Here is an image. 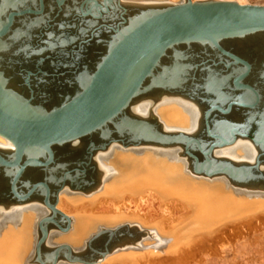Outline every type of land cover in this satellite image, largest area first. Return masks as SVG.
<instances>
[{
  "label": "water",
  "instance_id": "1",
  "mask_svg": "<svg viewBox=\"0 0 264 264\" xmlns=\"http://www.w3.org/2000/svg\"><path fill=\"white\" fill-rule=\"evenodd\" d=\"M31 1L4 0L0 11V48H10L1 39H11L15 18H35L33 24L16 23L24 35L20 38H31L33 44L17 39L13 54L1 58L0 136L15 151L5 154L12 161L0 158L10 175V195L0 196V203L45 205L32 264H96L131 241L136 247L152 235L122 225L100 229L82 247L49 242L50 234L72 227V219L57 208L60 193L68 189L89 194L102 186L100 174H93L91 156L74 170L56 169L53 149L77 140L88 141L91 151H105L113 143L125 148L176 143L194 159V172L225 175L240 189L264 194V5L233 0H53L47 10L43 0L36 8L38 3ZM59 16L67 17L55 23L62 32L50 34ZM80 51L85 53L78 55ZM178 61L183 66L174 65ZM67 66L81 74L63 77ZM145 92L158 98L174 92L191 100L200 111L199 129L191 135L170 134L161 129L156 115L147 120L128 115L131 102ZM215 110L240 114L241 122L213 124ZM238 137L254 146L253 162L212 157ZM26 154L31 159L21 162ZM45 154L48 159L40 161ZM41 168L48 172L42 181L34 178L18 191L24 176L35 177ZM52 180H57L55 188Z\"/></svg>",
  "mask_w": 264,
  "mask_h": 264
},
{
  "label": "bare ground",
  "instance_id": "2",
  "mask_svg": "<svg viewBox=\"0 0 264 264\" xmlns=\"http://www.w3.org/2000/svg\"><path fill=\"white\" fill-rule=\"evenodd\" d=\"M233 1L247 4L246 0ZM4 7V0H0V11ZM176 64L177 62L174 65ZM127 113L130 116H144L146 120L156 115L160 120L161 129L170 134L183 132L191 135L200 126V111L196 104L174 92L160 94V98L156 94L145 92L131 102ZM84 143L85 140H77L66 144L65 150L59 151H62L61 155L71 149L73 152V149ZM0 148L13 149V145L0 136ZM214 153L215 157L227 161L251 162L255 148L251 142L238 137L234 143L218 148ZM92 161L93 174H100L102 186L89 194L73 192L76 196H81L73 197L74 199L65 196L71 195L68 189L59 195L57 208L72 219V226L73 217L78 218L75 234L79 238L73 242V246H78L88 229L103 218L116 221L129 218L145 224L153 223L160 233L179 236V243H182H175L169 250L165 251L168 249L166 248L164 253L160 251V255L156 252L136 254L127 251L130 249L127 247L124 250L119 249L126 252L118 254V257H114V252L96 264H181L186 250L195 253L199 249H218L227 231L250 229L264 224V194L254 193L259 195L255 197L251 194L253 192H245L246 196H242L241 191L246 190L229 188L231 185L226 181L225 175L209 176L203 172H194V159L186 155L179 144L125 148L113 143L105 151H95ZM55 167L58 170L60 168ZM108 181L112 182L107 183ZM147 199L158 203L162 211V216L152 222L137 207L134 210L129 209L130 203L137 206L139 200ZM110 204L113 207L112 213L101 216L95 214L96 209ZM3 205L5 204L0 205V264H27L32 249V229L36 230L38 220L45 215L47 209L39 202L14 207ZM175 211H178L176 216ZM229 218H232L231 221ZM55 239L57 240V237H51L50 242L54 243ZM163 240L166 239L160 237V241ZM145 243L142 241L137 246H143Z\"/></svg>",
  "mask_w": 264,
  "mask_h": 264
},
{
  "label": "rangeland",
  "instance_id": "3",
  "mask_svg": "<svg viewBox=\"0 0 264 264\" xmlns=\"http://www.w3.org/2000/svg\"><path fill=\"white\" fill-rule=\"evenodd\" d=\"M132 1H136V0H132ZM177 1L179 2L180 0H169L168 2L176 3ZM193 1H195V0H193ZM246 2H247V4H257V5L258 4H262V3L264 4V0H246ZM48 7H50V4L48 5V3H47L45 5V8H47V10H48ZM59 17H61V16H59ZM62 18L63 17L57 18V20L54 21L50 25V29L48 30V31H50V34L58 35V34H60L62 32V30L57 26V24L55 25V23L58 22L59 19L62 20ZM63 20H64V18H63ZM83 26H84V24H83ZM79 31L80 30H78V32ZM20 34L21 33L18 32L17 27H15L13 25V29L10 31L11 39L6 37V36L4 37V39H6V41H9L8 42L9 43L8 44V48H9V46H10V48L9 49L3 48V47L0 48V69H3L2 66L5 64L1 60V58L3 56H5V54L10 55L9 54L10 52L13 54L14 50L11 51V49L14 48L12 46L14 44L13 41H16L17 39H18L17 41L29 40L30 43L33 44V41H34L33 39L26 38V39L22 40L20 37H22V36L24 37V35L23 34L20 35ZM30 34H31V31L29 32L28 35H30ZM14 35H15V38H14ZM35 41H37V39H35ZM46 42L49 43V42H52V41H46ZM38 48H40V47H38ZM81 52L82 51H80L79 53L77 52V54L79 55ZM83 53H85V52H83ZM83 53H81V54H83ZM212 157L215 158V160L219 159V157H215V153L213 154ZM251 162H253V160ZM262 169L264 170V168H262ZM218 176H223V175H218ZM226 179H227L226 181L229 182V185H231L229 188H231L233 190L239 188V187H236L233 183H231L227 177H226ZM111 182L112 181H108L107 183H111ZM241 192L243 194L242 196H246L245 192H247V191H243L242 190ZM72 193L70 191L71 195L67 194L65 196H70L69 199H74L76 197H81L79 195L76 196L74 193L73 194ZM251 194H254V193H251ZM252 196L256 197V196H259V195L258 194L255 195L254 194ZM58 203H59V201H58ZM57 206H58V204H57ZM136 207L139 209V211L143 215H147L146 217H148L149 221H151V222L162 216L161 215L162 211L159 209L158 203L152 201V199H147L145 201L139 200L137 206H136L135 203H130V208L129 209L130 210H134ZM112 208L113 207H112L111 204L107 205L106 207H102L101 209H96L95 214L98 215V216L99 215L100 216L101 215H109L110 212L112 211ZM63 209H65V208H63ZM175 213L176 214L174 216L178 215V211H175ZM73 219H74V225L72 226L73 228L71 227V230L69 232L60 233L59 231H57V232H55L54 235L50 234L51 237H53V236L57 237V240L55 239L56 241L54 243H51L49 241L51 244H60V243L61 244L62 243H66L67 244L68 243L72 247H75V246H73V242L78 240V238H79L78 235L75 234V233H77L76 231H77V219L78 218L73 217ZM231 219H230V221H231ZM228 220H226V221L229 222ZM121 221L123 223H121ZM231 223H233V220H232ZM122 225H130L132 227V229H135V230H138V231L141 230V228H142V230H147V231H150L152 233V235H147V236L143 237V239L140 241V242H142V241L146 242L143 246L133 247L135 245H133V242L130 240L131 241V243H130L131 246L128 244V247L131 250L130 249L127 250L129 252H134L136 254L142 253V252H144V253H147V252L154 253V252H156L157 254L160 255V254H162V253H159L160 251L164 253L165 251H167V250H169L171 248L170 246L176 245V244L179 243V240H178V239H180L179 236H176V235H173V234H167V233L163 234L162 232L160 233V231L157 230L156 226L153 223L145 224V223H143L141 221L140 222L136 221V220L134 221V220L129 219V218H127V219L122 218V219H119L117 221L116 220H105L103 218L102 221H97V223H95V226H93L90 230L88 229L87 234L81 238V240L77 244L78 246H76V247H82L84 242L90 236H92L93 234H95L98 231H100V229H113V228H115L117 226H122ZM242 229H243V231H242ZM32 232H33V237H32V240H30V244H32L31 245L32 249H31V253H30L29 257H28L29 262H27V264H32L31 263V257L34 254V247H35V244H36V239L38 237V235H36L35 228L32 229ZM160 237L161 238H165L166 240L160 241ZM175 240H177V241H175ZM126 241L127 240H125V242ZM121 242H124V241L121 240ZM150 243H151V245H150ZM221 243H223V245ZM181 244L182 243H179V245H181ZM220 244H221V246H220ZM159 245H162V246H159ZM166 248H168V249H166ZM217 248L218 249H213V248H207L205 250H200L199 249V250H196L195 253L187 252V250H186V253H184V255L182 256V263L181 264H264V224H261V225H259L257 227H255V226L254 227H250V229L239 228V229L227 231L225 233L224 237L222 238L221 242L219 243ZM140 249H142V250H140ZM117 251H115L116 252L114 254L115 256L114 255H112V256H114V257L117 256L118 257V254L126 252V251L121 252L122 250L121 251L117 250Z\"/></svg>",
  "mask_w": 264,
  "mask_h": 264
},
{
  "label": "flooded vegetation",
  "instance_id": "4",
  "mask_svg": "<svg viewBox=\"0 0 264 264\" xmlns=\"http://www.w3.org/2000/svg\"><path fill=\"white\" fill-rule=\"evenodd\" d=\"M36 1V3H38V6H35L34 5V8H36V7H39V3H40V1L39 0H34V1H31V2H35ZM44 1V5H46L47 3H48V5L49 4H51V3H53L52 1L53 0H43ZM58 1H60V0H54V2L57 4L58 3ZM54 3V4H55ZM33 10H35V9H33ZM28 18H31V19H26L27 21H24V22H21L20 20H22L21 18H15V20H14V26L15 27H17V30H18V32H20V28H19V26L16 24L17 22L19 23V21H20V23H21V25H27V24H29L30 22L33 24V19H35L33 16H30V17H28ZM38 18H40V16H38ZM53 18V17H52ZM65 20L67 19V17L65 16V17H63ZM63 18H62V20H63ZM49 19V18H48ZM47 20V19H46ZM28 21H30V22H28ZM35 21V20H34ZM30 23V24H31ZM1 41H4V38L3 39H1ZM80 61L81 59H80V57H78V59L76 58L74 61ZM78 61V62H79ZM177 64H178V62H177ZM183 64L182 63H180V66H182ZM47 72H49V73H53L54 72V74H55V70H47ZM159 72V74H160V70L158 71ZM184 72H185V70H184ZM206 72H208L207 74H209L210 73V71H206ZM57 73H58V71H57ZM77 73V74H76ZM80 73V70L79 69H74V67L72 66L71 68H69L68 66H67V68L65 69V70H62V76L63 77H73L74 75H78ZM178 73H183V72H178ZM212 73V72H211ZM81 74V73H80ZM184 74V73H183ZM157 117V116H156ZM158 118V117H157ZM256 120L258 121V118H256ZM159 122H160V120H158ZM231 121H236V122H241V116H240V114H236L235 116H230V115H223V114H221L218 110H215V115H213V118H212V120H211V123H213V124H222V125H224V124H229ZM90 143L87 141V142H85L84 144H82V145H80V146H78V147H76L75 149H73V152L71 151V150H69V151H66V152H63L64 154L63 155H61V152L62 151H59V150H65L64 148V146H62V147H55L53 150V152H54V162L57 164V166H61V170H62V172L64 173V172H66L68 169L69 170H74L75 169V167H77V164H79V161H83L84 160V158H88L89 156H91L92 157V155H94V153H95V151H91L90 150ZM14 147H13V149L11 148H7V149H5V148H0V158L1 159H3V160H5L6 162H8V161H12L14 158L13 157H10L9 155H5L6 153H8V154H10V153H14ZM90 151V152H89ZM68 152H72V153H70V154H68ZM257 154V152H256V150H255V155ZM254 155V156H255ZM63 156H64V158H63ZM44 157H45V159L43 158V157H41V156H39V160L40 161H43V160H47L48 159V156L45 154L44 155ZM31 159V157L28 155V154H26L23 158H22V160H21V162H26V161H29ZM84 162H87V163H89V160H87V159H85L84 160ZM52 165V164H51ZM53 166V165H52ZM89 166L90 165H88V168H89ZM51 167V166H50ZM91 167V166H90ZM4 167H2L1 165H0V196H6V194L7 195H10V193H9V182H8V180L10 179V175L9 174H7V173H5V169H3ZM38 169V168H37ZM43 170V168H41V169H39L36 173L37 174H34V175H37V176H32V174H29V175H26V176H24V179L17 185V187H18V191H19V189L21 190L22 189V187H25L24 185H26V186H28V184H29V182L30 181H34V178H37L36 180L38 181V180H40V181H42V179L44 178V173L43 172H47V171H42ZM49 171H51V170H49ZM48 173V172H47ZM76 173L77 172H73V175L75 174L76 175ZM56 179H58V178H56ZM57 181V180H56ZM56 181H53L52 180V182L51 183H49L50 184V186L51 187H54L55 188V185H56ZM21 192V191H20ZM1 198V197H0ZM30 203V202H29ZM39 203H41V204H43V202L42 201H39ZM23 203H19V202H17V201H11V202H9L8 204H5V205H3L4 207H6L7 205V207H14V206H20V205H22ZM0 205H2L1 203H0ZM44 205V204H43ZM45 206V205H44ZM47 213H45V215H46ZM44 216V215H43ZM42 216V217H43ZM38 232V231H37Z\"/></svg>",
  "mask_w": 264,
  "mask_h": 264
}]
</instances>
